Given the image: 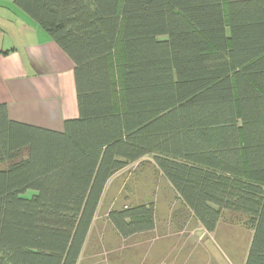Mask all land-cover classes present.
<instances>
[{
    "label": "trees",
    "instance_id": "trees-1",
    "mask_svg": "<svg viewBox=\"0 0 264 264\" xmlns=\"http://www.w3.org/2000/svg\"><path fill=\"white\" fill-rule=\"evenodd\" d=\"M15 3L73 60L79 115L57 131L0 103V264H79L110 179L147 154L207 231L244 214L264 264V0ZM109 218L150 232L156 206Z\"/></svg>",
    "mask_w": 264,
    "mask_h": 264
},
{
    "label": "rangeland",
    "instance_id": "rangeland-1",
    "mask_svg": "<svg viewBox=\"0 0 264 264\" xmlns=\"http://www.w3.org/2000/svg\"><path fill=\"white\" fill-rule=\"evenodd\" d=\"M150 202L156 206L155 229L123 237L109 213ZM243 215L223 211L218 228L204 233L203 225L147 154L110 179L79 264H235L248 254L252 234Z\"/></svg>",
    "mask_w": 264,
    "mask_h": 264
},
{
    "label": "crops",
    "instance_id": "crops-1",
    "mask_svg": "<svg viewBox=\"0 0 264 264\" xmlns=\"http://www.w3.org/2000/svg\"><path fill=\"white\" fill-rule=\"evenodd\" d=\"M74 68L15 0H0V103L7 105L11 119L63 131L65 120L79 115ZM252 235L253 230L247 250ZM246 257L239 262L245 264Z\"/></svg>",
    "mask_w": 264,
    "mask_h": 264
}]
</instances>
